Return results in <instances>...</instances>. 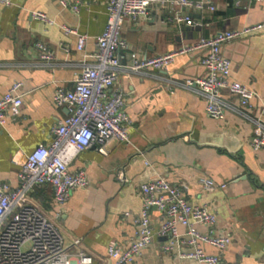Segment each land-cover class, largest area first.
I'll use <instances>...</instances> for the list:
<instances>
[{"label": "crops", "instance_id": "crops-1", "mask_svg": "<svg viewBox=\"0 0 264 264\" xmlns=\"http://www.w3.org/2000/svg\"><path fill=\"white\" fill-rule=\"evenodd\" d=\"M212 1L214 11L183 9L197 22L194 26L176 21V7L153 5L148 17L124 20L122 36L131 51L152 57L264 19V0ZM12 2L0 5V96L21 82L23 105L16 119L9 114L6 124L0 125V182L17 186L26 156L37 146L48 145L54 126L68 116L66 105L55 104L54 93L60 87L71 90L82 68L96 61L97 38L106 27L108 12L107 0H81L79 12L63 7L60 0ZM34 11L54 23L34 17ZM62 25L88 36L83 51L77 49V37L65 34ZM38 44L52 53L51 60L41 58ZM223 52L232 61L231 79L258 94L252 109L224 89V116L215 119L207 114L205 97L189 84L207 73L200 62L201 50L177 56L165 70L122 71L117 86L132 120L129 143L111 141L107 155L96 147L79 154L70 169H85L89 183L73 190L66 204L55 202L50 184L32 192V199L57 218L73 261L77 247L72 241L80 238L96 262L113 264L108 246L128 247L137 231L134 216L143 205L141 184L164 177L181 187L190 202L215 211L214 232L231 238L226 250L205 245L207 253L219 255L220 264H264V148L255 151L251 146L254 120L264 121V30L225 45ZM118 53L123 63L129 60L126 52ZM204 178L226 188L207 191ZM160 217L159 211L152 212L155 228ZM199 229L209 231L205 226ZM168 239L157 236L131 264H201L163 252L161 245Z\"/></svg>", "mask_w": 264, "mask_h": 264}, {"label": "built area", "instance_id": "built-area-1", "mask_svg": "<svg viewBox=\"0 0 264 264\" xmlns=\"http://www.w3.org/2000/svg\"><path fill=\"white\" fill-rule=\"evenodd\" d=\"M262 2L263 0H253ZM63 7L79 12L81 0H60ZM12 0H0V5L11 6ZM172 5L179 10L175 16L178 23L189 26L197 22L183 9L198 11L216 10L212 0H107L108 19L104 31L97 38L96 61L85 65L71 90L57 88L54 102L66 105L68 116L52 129V140L41 144L25 158L18 174V184L13 186L0 182V264H105L96 262L95 257L82 247V240L74 238L77 260H72L65 244L61 227L56 217L49 215L32 199L34 190L50 184L54 200L58 205L66 204L77 188L86 187L89 176L85 169L72 172L71 163L79 154L96 147L107 155V145L113 141L129 143L131 118L125 109V96L117 86L122 71L142 73L146 70L167 69L181 54L197 50L203 52L200 59L207 73L190 85L205 97L206 112L220 119L225 113L222 91L235 94L241 106L252 109L258 94L241 82L231 79L232 61L224 54L225 45L264 30V19L239 29H226L211 37H201L192 45H184L174 51L152 57L141 56L131 51L129 42L122 36L124 20H137L149 16L153 5ZM32 15L50 24L54 20L45 13L34 11ZM67 35L77 37V49L83 51L87 35L79 34L77 28L61 26ZM42 59L51 60L52 53L43 44H38ZM118 51L127 53L129 60L123 63ZM22 83L15 82L3 96H0V125L7 122L9 114L16 119L23 105ZM264 112V102L262 106ZM251 146L255 151L264 148V121L254 120ZM205 190L226 188L212 178H204ZM143 196L141 211L134 216L137 226L135 236L126 248L111 243L107 256L113 264H131L150 246L157 236H169L161 248L163 252L182 258L197 260L201 264H220L219 255L209 254L205 245L226 250L231 238L214 232L217 214L208 205L190 202L184 190L158 177L140 186ZM161 213L157 228L152 224V212ZM132 217L131 212H126ZM199 226L209 228L202 232ZM184 228V231L181 228Z\"/></svg>", "mask_w": 264, "mask_h": 264}]
</instances>
